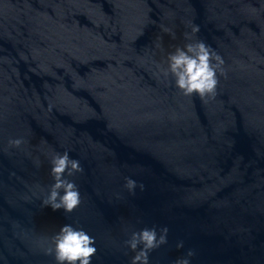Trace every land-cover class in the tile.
I'll use <instances>...</instances> for the list:
<instances>
[{
  "label": "water",
  "instance_id": "obj_1",
  "mask_svg": "<svg viewBox=\"0 0 264 264\" xmlns=\"http://www.w3.org/2000/svg\"><path fill=\"white\" fill-rule=\"evenodd\" d=\"M165 143L264 233V0H43ZM223 59L214 97L165 75L190 25Z\"/></svg>",
  "mask_w": 264,
  "mask_h": 264
},
{
  "label": "clouds",
  "instance_id": "obj_2",
  "mask_svg": "<svg viewBox=\"0 0 264 264\" xmlns=\"http://www.w3.org/2000/svg\"><path fill=\"white\" fill-rule=\"evenodd\" d=\"M190 32L185 33L188 41L183 47H177L168 56V67L165 75H171L175 87L184 95L198 94L201 98L214 97L218 85V73L226 75L222 57L204 40L197 39L200 31L198 25H190ZM9 146L19 148L23 138L9 140ZM50 175L53 183L49 186L43 205L51 206L53 210L63 209L71 214L81 204V195L78 185L69 177L84 171L79 160L71 158L67 151L56 152L50 160ZM124 187L130 194L135 195L137 187L145 190L143 183L131 178H125ZM169 229L165 226L157 231L156 227L143 228L133 231L125 244L135 252L131 264H149V253L168 243ZM52 247L48 254L53 255L56 264H92V257L97 253L95 238L83 228H75L71 224L64 225L52 237ZM184 246L183 241L176 244L177 248ZM196 252L189 249L186 256L177 259L174 264H191L190 258Z\"/></svg>",
  "mask_w": 264,
  "mask_h": 264
}]
</instances>
